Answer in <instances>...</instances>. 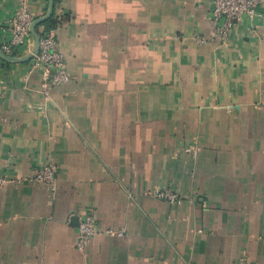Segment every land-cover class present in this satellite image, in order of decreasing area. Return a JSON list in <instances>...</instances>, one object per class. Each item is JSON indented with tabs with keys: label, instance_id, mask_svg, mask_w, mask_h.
I'll return each instance as SVG.
<instances>
[{
	"label": "crops",
	"instance_id": "1",
	"mask_svg": "<svg viewBox=\"0 0 264 264\" xmlns=\"http://www.w3.org/2000/svg\"><path fill=\"white\" fill-rule=\"evenodd\" d=\"M19 2L0 0V25ZM210 7L55 0L72 76L50 95L0 57V175L53 161L59 178L0 187V264H264V24L202 44ZM164 186L182 200L149 195Z\"/></svg>",
	"mask_w": 264,
	"mask_h": 264
},
{
	"label": "built area",
	"instance_id": "2",
	"mask_svg": "<svg viewBox=\"0 0 264 264\" xmlns=\"http://www.w3.org/2000/svg\"><path fill=\"white\" fill-rule=\"evenodd\" d=\"M210 18L212 29L209 34L195 36L199 43L217 39L222 43L228 41L230 32L237 25H246L252 29L264 24V0H211ZM30 7V0H20L19 6L0 25V49L7 55L21 57L34 49L35 37L31 30L33 21L38 17ZM57 27L40 28L39 51L28 61L30 70H39L42 76V91L46 95L71 79V72L65 52L59 46ZM193 151L192 148H188ZM57 165L51 161L35 166L24 177L11 174L0 175V187L11 183L28 181L48 186L52 191L58 187ZM149 195L169 201L179 202L182 196L170 187L155 188ZM98 232V223L92 213H84L80 217L77 232L78 248L85 249L92 236ZM108 232H113L108 230ZM121 232V231H120ZM237 264H248L245 257Z\"/></svg>",
	"mask_w": 264,
	"mask_h": 264
},
{
	"label": "water",
	"instance_id": "3",
	"mask_svg": "<svg viewBox=\"0 0 264 264\" xmlns=\"http://www.w3.org/2000/svg\"><path fill=\"white\" fill-rule=\"evenodd\" d=\"M55 10V0H49L48 3V10L45 14L38 16L32 23L31 25V30L34 34L35 37V43H34V49L32 52L25 56L21 57H13L5 54L1 49H0V57H2L6 61L10 62H26L29 61L38 51L40 47V35L37 31V26L42 23L43 21L49 19L53 14Z\"/></svg>",
	"mask_w": 264,
	"mask_h": 264
},
{
	"label": "trees",
	"instance_id": "4",
	"mask_svg": "<svg viewBox=\"0 0 264 264\" xmlns=\"http://www.w3.org/2000/svg\"><path fill=\"white\" fill-rule=\"evenodd\" d=\"M60 19L54 14L49 19L43 21L37 26V31H40V26H44L46 29H53L58 26Z\"/></svg>",
	"mask_w": 264,
	"mask_h": 264
}]
</instances>
